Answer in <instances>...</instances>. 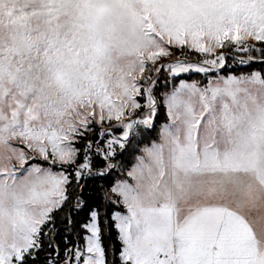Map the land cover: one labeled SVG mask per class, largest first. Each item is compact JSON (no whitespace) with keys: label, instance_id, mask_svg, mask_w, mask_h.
Instances as JSON below:
<instances>
[{"label":"snow or ice","instance_id":"snow-or-ice-1","mask_svg":"<svg viewBox=\"0 0 264 264\" xmlns=\"http://www.w3.org/2000/svg\"><path fill=\"white\" fill-rule=\"evenodd\" d=\"M0 264H264V0H0Z\"/></svg>","mask_w":264,"mask_h":264},{"label":"trees","instance_id":"trees-1","mask_svg":"<svg viewBox=\"0 0 264 264\" xmlns=\"http://www.w3.org/2000/svg\"><path fill=\"white\" fill-rule=\"evenodd\" d=\"M241 67H246V66H241ZM193 78H196V77H193Z\"/></svg>","mask_w":264,"mask_h":264}]
</instances>
